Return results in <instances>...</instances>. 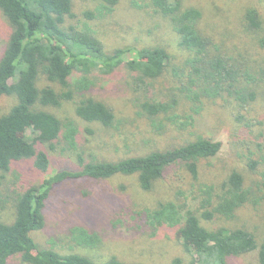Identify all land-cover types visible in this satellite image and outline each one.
I'll return each mask as SVG.
<instances>
[{"label":"trees","instance_id":"obj_1","mask_svg":"<svg viewBox=\"0 0 264 264\" xmlns=\"http://www.w3.org/2000/svg\"><path fill=\"white\" fill-rule=\"evenodd\" d=\"M118 1L96 0L92 8L83 10L84 20L73 24L66 22L74 16L72 0H0V11L11 28L0 56V95L16 97L9 110L0 115V177L25 160H32L35 168L46 171L50 158L41 145L51 151L67 152L76 162L75 167L60 169L38 184L16 192L13 219L0 220V264H6L15 255L29 264H96L87 254L61 253L41 245L32 236V232L45 226L44 209L53 186L66 179L100 180L136 174L139 188L150 191L174 166L183 167L197 184L198 201L192 206L189 196L182 195L184 190L176 189L174 198L159 200L142 211L145 224L154 231L174 228L177 240L190 256L188 264H230V258L251 253L256 254L257 264H264V228L258 236L246 224L229 227L204 223L226 221L243 204L264 202V158L260 160L263 163L254 159L247 162L258 176L255 188L246 186L244 175L234 169L218 188L198 181L199 161L219 152L218 140L199 135L179 146L116 160L94 155L87 159L80 148L78 121L103 128L114 125L113 108L91 95L101 75L124 68L141 93L164 74L171 62L172 54L164 46L105 48L89 21L113 13ZM149 6L168 23L178 47L186 53L182 66H172V86L167 98L145 96L139 102L141 111L156 129L163 126L156 119L160 115L179 128L191 125L204 100L220 98L245 107L257 98L258 87L264 86V66H256L243 56H230L203 34L198 28L202 15L199 8L183 6L182 0H149ZM262 24L256 8H245L242 25L246 31L258 32ZM261 39L264 44V37ZM75 96L77 120L59 118L38 107H60ZM178 99L188 104V113L175 112ZM27 131L32 132L30 139L26 137ZM84 131L89 135L95 132L89 127ZM67 237L74 245L89 250L102 242L96 230L82 225L68 228ZM102 264L139 263L111 255Z\"/></svg>","mask_w":264,"mask_h":264},{"label":"rangeland","instance_id":"obj_2","mask_svg":"<svg viewBox=\"0 0 264 264\" xmlns=\"http://www.w3.org/2000/svg\"><path fill=\"white\" fill-rule=\"evenodd\" d=\"M95 3L96 0H72L74 16L68 17L66 22L81 23L84 20L83 10L92 8ZM182 4L199 8L202 13L199 30L211 37L226 53L235 58L243 56L256 66H264V44L261 42L264 37V0H182ZM248 7L256 8L262 17V29L258 32L243 28L242 15ZM89 23L107 50L158 45L166 47L172 58L164 74L147 86L145 92L139 93L132 83L131 73L124 68L97 79L91 95L113 108L115 121L110 128L78 121L81 131L78 142L87 159L91 155L106 160L141 155L151 150L179 146L200 135L220 141L221 148L214 157L199 161V182L219 188L234 169L244 175L246 186L256 187L257 173L248 168L247 162L254 159L263 163L260 160L264 158V86L258 87L257 98L245 107L220 98L204 100L191 125L179 128L160 115L156 119L163 126L156 129L151 119L141 111L139 102L145 96L164 99L169 95L172 66H182L186 57L185 51L177 45L176 35L149 6V0H119L113 13ZM10 30L7 19L0 11V56ZM76 100L78 96L63 102L60 107H38L59 118H74ZM178 100L175 112L188 113V104L184 99ZM15 102L14 95H0V115ZM237 116L242 117L237 119ZM85 127L93 129L94 134H87ZM31 135V131L26 132L27 138L30 139ZM39 147L50 158L46 171L35 168L32 160H25L0 177V220L9 222L13 219L16 192L38 184L60 169L75 167L74 157L67 152L51 151L44 145ZM196 185L180 166L167 169L150 191L139 188L136 174H121L100 180L66 179L53 186L44 209L45 226L32 232V236L41 245L61 253L77 251L87 254L96 264H102L111 255L139 264H188L190 256L177 240L176 230L170 227H161L156 231L150 229L144 222L142 211L155 206L159 200L174 198L175 190L179 188L184 190L182 195L187 194L194 206L199 196ZM204 223L229 227L246 224L259 236L264 228V202L245 203L235 211L233 218L226 221L215 219ZM73 225L96 230L101 236V245L94 250L74 245L67 237L68 228ZM229 262L257 264V259L256 254L251 253L232 257ZM6 264L29 263L15 255Z\"/></svg>","mask_w":264,"mask_h":264}]
</instances>
